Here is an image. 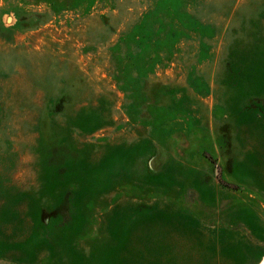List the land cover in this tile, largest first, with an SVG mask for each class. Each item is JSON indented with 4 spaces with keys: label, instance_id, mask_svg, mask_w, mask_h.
I'll list each match as a JSON object with an SVG mask.
<instances>
[{
    "label": "rangeland",
    "instance_id": "rangeland-1",
    "mask_svg": "<svg viewBox=\"0 0 264 264\" xmlns=\"http://www.w3.org/2000/svg\"><path fill=\"white\" fill-rule=\"evenodd\" d=\"M0 264H264V0H0Z\"/></svg>",
    "mask_w": 264,
    "mask_h": 264
}]
</instances>
